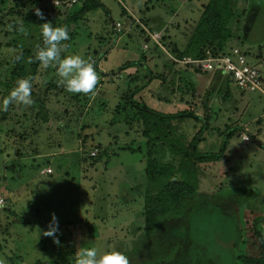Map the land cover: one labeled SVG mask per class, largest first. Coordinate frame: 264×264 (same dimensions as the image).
I'll use <instances>...</instances> for the list:
<instances>
[{
    "label": "rangeland",
    "instance_id": "374dc122",
    "mask_svg": "<svg viewBox=\"0 0 264 264\" xmlns=\"http://www.w3.org/2000/svg\"><path fill=\"white\" fill-rule=\"evenodd\" d=\"M76 1L0 0V100L19 79L33 85L30 106L0 111V261L75 264L81 247H95L129 264H264V219L254 223L264 216V97L224 79L205 84L203 72L199 82L171 59L189 54L200 22L209 35L199 48L219 43L225 22L264 78V46L240 41L251 23L246 0H100L96 10ZM193 4L195 19L171 18ZM44 22L68 28L62 58L92 63L91 93L67 92L55 68L35 60ZM172 183L197 201L147 232L148 198ZM51 213L59 245L42 235Z\"/></svg>",
    "mask_w": 264,
    "mask_h": 264
},
{
    "label": "clouds",
    "instance_id": "9594fccd",
    "mask_svg": "<svg viewBox=\"0 0 264 264\" xmlns=\"http://www.w3.org/2000/svg\"><path fill=\"white\" fill-rule=\"evenodd\" d=\"M34 14L43 20V13L39 8L33 9ZM40 37L43 47L35 54V60L39 61L43 68L52 66L55 68L58 83L69 93L89 94L97 83V74L91 62L80 55L72 54L61 57L65 48L63 41L69 40V30L63 26H53L49 22L40 24ZM31 78L19 79L9 94L0 100V111H7L10 104L30 106L32 99ZM40 231V230H38ZM59 231L58 220L55 213L50 214V221L43 230L42 235L51 237L52 242L60 244L57 238ZM261 243H264V233L261 234ZM3 264V261H0ZM75 264H129L128 258L119 251H104L98 253L95 247H81L75 257Z\"/></svg>",
    "mask_w": 264,
    "mask_h": 264
},
{
    "label": "trees",
    "instance_id": "16d2710c",
    "mask_svg": "<svg viewBox=\"0 0 264 264\" xmlns=\"http://www.w3.org/2000/svg\"><path fill=\"white\" fill-rule=\"evenodd\" d=\"M86 4H88L92 9L96 10L100 8L99 4L96 0H84ZM218 1L223 5L224 0H213ZM220 28V32L222 31V38L217 44H204L200 48L199 42L203 41L209 35L206 30V26L208 22L202 21L198 24L200 30L197 36L194 38V41L191 44V50L188 55L192 58H201L204 57L206 51H210L212 54H218L221 51H224L225 44L229 38V31L226 28L225 22ZM201 44V43H200ZM177 57L178 54H175ZM22 74L19 72L16 76L20 77ZM132 108L139 111H146L155 116H160V118L175 120V119H194L193 115L188 112H179L173 115H163L157 113L153 110L146 109L143 106H139V104H133ZM197 196L195 192L185 183H172L165 186L158 194L152 195L147 200V205L145 208V230L147 232L152 231L155 228L156 223L163 217L171 214L174 211H177V214H182L186 207L189 204H193L197 201ZM260 219H264V216H260L254 219V223L260 222ZM261 239V235H259ZM264 244V243H263Z\"/></svg>",
    "mask_w": 264,
    "mask_h": 264
},
{
    "label": "built area",
    "instance_id": "2783aa9c",
    "mask_svg": "<svg viewBox=\"0 0 264 264\" xmlns=\"http://www.w3.org/2000/svg\"><path fill=\"white\" fill-rule=\"evenodd\" d=\"M76 0H52L55 8H69L75 4ZM120 25L117 24V27ZM118 29V28H117ZM157 36V35H156ZM156 41L159 38L150 36ZM249 54L241 48L235 46L225 49L218 54H212L206 51L204 57L192 58L183 56L180 59L171 57L172 61L178 62L180 65H186L194 72L217 73L222 75L236 90L240 93L261 94L264 96V78L260 68V63L251 64L249 62ZM248 141L247 137L243 138ZM95 156L94 153L90 154ZM47 170L46 173H50ZM3 200L0 199V205Z\"/></svg>",
    "mask_w": 264,
    "mask_h": 264
},
{
    "label": "crops",
    "instance_id": "0c3cea01",
    "mask_svg": "<svg viewBox=\"0 0 264 264\" xmlns=\"http://www.w3.org/2000/svg\"><path fill=\"white\" fill-rule=\"evenodd\" d=\"M96 1H98V3L100 5H102L100 0H96ZM201 1L202 0H200V2ZM237 2H236V6L238 8L242 7L241 4L237 5ZM244 3L248 4V6H250L249 9L248 8L247 9L249 10V16H248L249 17V23L250 22L251 23L249 25V29L247 30L246 34L240 39V41L242 43H244V42H248L249 39H253V40L250 41V43L248 42L250 44V46L248 44V47H250V48L251 47L252 48H254V47L258 48V47L264 46V0H246ZM200 4L201 3H199V6H200ZM254 5H255V9H257L256 11H254ZM183 6H182V9H180V12L179 13L175 12L172 15L171 18L174 19V20H177V19H179L178 15H180V17H181L180 20L185 19V18L186 19H192V20L195 19V15H198L195 5L193 4L194 8L190 9V15H188V14L184 13V11H182L183 10ZM251 7L253 9H251ZM194 10H196V13H194ZM128 15L134 17V15L131 14V13H129ZM230 26H231V23H230ZM260 26L262 27L261 33L259 32L260 29L257 28V27H260ZM156 27H157V25H156ZM256 28H257V32H255ZM251 36H253L254 38L253 37L251 38ZM229 40H231L232 45H230L228 43ZM229 40L225 44V48L226 49L230 48L231 46H233V47L239 46V45H237L239 43H237V39L235 38V34H232L231 38ZM217 75H218L217 73H205L206 78H204L203 81L205 82V84H210V82H211L210 79L211 78L215 79V81L219 80V82L223 81V79L226 80L222 75H219L218 77H217ZM193 76L196 77V79H198L199 82L202 81V80L201 81L199 80V79H202V78L197 76V72H194ZM259 95H261V94H259ZM261 96H263V95H261ZM124 143H126V142H124Z\"/></svg>",
    "mask_w": 264,
    "mask_h": 264
}]
</instances>
